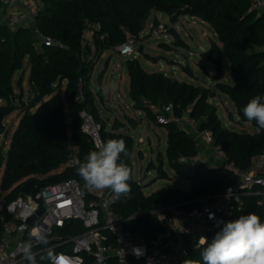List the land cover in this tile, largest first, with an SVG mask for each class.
Masks as SVG:
<instances>
[{"label":"trees","instance_id":"16d2710c","mask_svg":"<svg viewBox=\"0 0 264 264\" xmlns=\"http://www.w3.org/2000/svg\"><path fill=\"white\" fill-rule=\"evenodd\" d=\"M43 4L35 27L59 44L36 47L31 27L23 26L12 32L6 25L0 26V100L5 102L0 104V134L6 132V117L17 109L12 105V99L16 98L13 78L24 68L26 59L33 92L30 109L36 108L24 113L2 157L5 172L1 188L9 192V200L19 194H34L43 186L65 179L75 178L84 185L76 173L74 160H82L95 145L82 130L83 111L90 112L102 124L104 141L114 138L126 143L128 156L122 159L131 169V190L118 199L115 210L124 219L139 215L126 225L135 233L150 238L161 228L158 213L161 207L193 208L200 201L225 192L236 181L234 173L224 165L201 164L193 172L185 159L198 155L196 142L188 130L171 122L161 125L167 129L168 163L190 181L191 187L169 188L146 196L133 180V137L118 133L124 127L119 120H115L112 131L100 121L92 90L94 55L85 33L93 32L98 46L95 57H100L104 51L123 44L129 35L139 36L153 10L175 19L189 15L211 25L218 42L211 41L202 58L213 64L219 74L224 60L229 61L230 83H219L217 88L235 103L241 122L251 123L257 131L239 133L228 129L222 125L217 107L209 101L210 90L163 73H150L138 60H133L127 68L129 97L136 108L146 111L158 125L152 105L170 108L177 118L195 120L200 130L212 133L228 161L241 170L248 169L254 157L264 152V129L255 120L248 121L242 111L250 99L264 95V52L260 51L264 45V13L256 17L249 0H43ZM19 86L22 87V82ZM62 166H66L62 172L54 173ZM261 199L259 195L245 197L243 208L235 210L233 219L254 212L264 222ZM216 232L209 233L207 239L211 241ZM185 243L188 252L180 264H203L200 254L206 245L197 246L193 239H186ZM42 262L50 264L47 259ZM109 264L118 262L111 259Z\"/></svg>","mask_w":264,"mask_h":264},{"label":"built area","instance_id":"2783aa9c","mask_svg":"<svg viewBox=\"0 0 264 264\" xmlns=\"http://www.w3.org/2000/svg\"><path fill=\"white\" fill-rule=\"evenodd\" d=\"M256 17L264 13V0H249ZM43 0H0L4 12V23L12 32L20 27L33 29L35 46L59 44L55 38L43 34L35 27V19L43 8ZM165 25L160 24L159 29ZM88 40L92 53H98L94 38ZM135 40L129 35L127 40L115 47L123 59L135 53ZM264 52V45L260 48ZM120 66L123 65L120 63ZM158 123L166 125L178 123L193 136L199 153L185 159L194 172L201 164L224 165L230 169L236 181L228 189L209 199L200 201L193 208L184 205L166 206L158 210L161 216L160 229L150 238L143 233H135L127 228V222L139 215L124 219L116 210L118 200L108 191L88 190L75 178L48 184L34 194H19L9 200V192L0 194V264H30L26 255V245L35 255L36 264H43L41 256L46 249H52L60 257V264H109L111 259L118 264H180L187 255L186 239H193L201 246L202 237L214 233L222 227L220 221L233 219L235 210L244 206V198L259 195L264 203V152L252 160L251 166L241 170L229 162L226 153L215 144L210 131L200 130L198 123L188 117L177 118L170 108L158 109ZM167 114H166V113ZM82 130L92 139L104 141L103 126L88 112H82ZM212 158V159H210ZM211 160V161H210ZM40 211V214L37 212ZM35 218L29 223L31 218ZM43 230L47 245L36 240V234ZM58 231L74 234H59ZM139 251V255L136 251Z\"/></svg>","mask_w":264,"mask_h":264},{"label":"rangeland","instance_id":"374dc122","mask_svg":"<svg viewBox=\"0 0 264 264\" xmlns=\"http://www.w3.org/2000/svg\"><path fill=\"white\" fill-rule=\"evenodd\" d=\"M161 23L165 25L164 29H159ZM87 35L92 38L93 32L87 31ZM130 36L136 45L133 56L123 59L116 53L115 48H112L104 51L100 57L93 58L92 90L96 97L100 121L106 125L108 131H112L115 120H119L124 127L117 130L118 133L133 137V180L146 196L169 188L189 190L190 181L173 170L168 163L167 129L153 119L150 120L147 112L136 108L137 105L129 97V62L138 60L150 73H163L179 81L210 90L212 97L209 101L217 107L220 121L228 129L239 133H253L257 129L251 123L241 122L235 103L217 88L219 83H230V76L227 77L230 75L229 65L225 62L227 59L224 60L222 73L219 74L215 66L202 58L203 52L211 47V41L218 42L217 34L211 25L189 15H180L175 19L167 13L153 10L139 36ZM28 64L29 62L25 61L24 68L13 78L16 98L12 99V105L17 109L6 117V132L0 134V194L4 192L1 188L5 172L2 157L6 155L13 132L24 113L36 110L30 109L33 92L29 83ZM20 82L22 87L19 86ZM65 85L66 83L62 94ZM0 104L5 102L0 100ZM207 164L212 163L208 161ZM217 164L214 162L212 165ZM65 167L62 166L54 173L62 172ZM56 233L74 234L71 231Z\"/></svg>","mask_w":264,"mask_h":264},{"label":"clouds","instance_id":"9594fccd","mask_svg":"<svg viewBox=\"0 0 264 264\" xmlns=\"http://www.w3.org/2000/svg\"><path fill=\"white\" fill-rule=\"evenodd\" d=\"M242 111L248 121L255 120L264 129V95L250 99ZM126 156L128 150L123 139L97 141L94 150L82 160H74L76 173L88 190H108L113 199L118 200L131 190V169L122 159ZM220 224L222 227L211 241L206 237L201 239V244L206 245L200 254L203 264H264V222L258 214L250 212L233 220L220 221ZM36 240L45 245L48 243L43 230L36 234ZM30 248L31 245H26V255L30 264H36ZM134 251L139 255L138 250ZM41 259L60 264V257L52 249H46Z\"/></svg>","mask_w":264,"mask_h":264},{"label":"crops","instance_id":"0c3cea01","mask_svg":"<svg viewBox=\"0 0 264 264\" xmlns=\"http://www.w3.org/2000/svg\"><path fill=\"white\" fill-rule=\"evenodd\" d=\"M193 18H196V17H193ZM3 23H4V12H3V9H1V7H0V26L1 25H3ZM204 53V52H203ZM25 61H28V59H26ZM29 62V61H28ZM225 62H227L228 63V65H229V61L228 60H226ZM211 64V63H210ZM212 66L214 67V65L212 64ZM28 68L30 69V66H29V64H28ZM215 68V67H214ZM213 70H215V69H213ZM230 75H228L227 77H229Z\"/></svg>","mask_w":264,"mask_h":264},{"label":"water","instance_id":"95a60500","mask_svg":"<svg viewBox=\"0 0 264 264\" xmlns=\"http://www.w3.org/2000/svg\"><path fill=\"white\" fill-rule=\"evenodd\" d=\"M37 213L40 214V211H38ZM34 219H35L34 217L31 218V219L29 220V223H32V222L34 221Z\"/></svg>","mask_w":264,"mask_h":264},{"label":"snow or ice","instance_id":"6c2138e0","mask_svg":"<svg viewBox=\"0 0 264 264\" xmlns=\"http://www.w3.org/2000/svg\"><path fill=\"white\" fill-rule=\"evenodd\" d=\"M61 264H63V261L61 262Z\"/></svg>","mask_w":264,"mask_h":264}]
</instances>
